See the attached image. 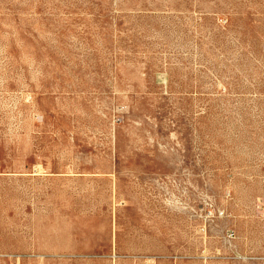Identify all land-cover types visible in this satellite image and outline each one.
I'll list each match as a JSON object with an SVG mask.
<instances>
[{"label": "rangeland", "instance_id": "obj_1", "mask_svg": "<svg viewBox=\"0 0 264 264\" xmlns=\"http://www.w3.org/2000/svg\"><path fill=\"white\" fill-rule=\"evenodd\" d=\"M0 264H264V0H0Z\"/></svg>", "mask_w": 264, "mask_h": 264}]
</instances>
